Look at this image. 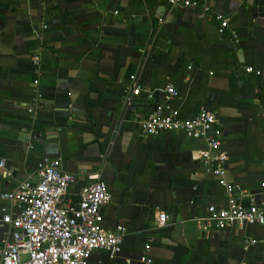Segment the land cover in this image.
Returning a JSON list of instances; mask_svg holds the SVG:
<instances>
[{
  "label": "crops",
  "instance_id": "0c3cea01",
  "mask_svg": "<svg viewBox=\"0 0 264 264\" xmlns=\"http://www.w3.org/2000/svg\"><path fill=\"white\" fill-rule=\"evenodd\" d=\"M201 3L0 0V241L9 231L2 210L14 205L2 194L59 159L75 176L68 195L78 200L84 186L104 181L111 200L102 225L126 227L113 258L95 250L87 264H264V224L198 223L209 205L226 204L223 181L247 193L246 207L262 200L264 0ZM216 15L228 19L224 33ZM131 75L142 91L126 101ZM158 105L183 118L218 114L223 177L203 165L202 154H214L205 138L142 134L139 122Z\"/></svg>",
  "mask_w": 264,
  "mask_h": 264
},
{
  "label": "built area",
  "instance_id": "2783aa9c",
  "mask_svg": "<svg viewBox=\"0 0 264 264\" xmlns=\"http://www.w3.org/2000/svg\"><path fill=\"white\" fill-rule=\"evenodd\" d=\"M175 7L203 8L201 0H160ZM217 30L224 33L228 19L215 16ZM35 72L33 85H39L41 75L40 55L31 58ZM191 69V65L188 66ZM248 72L258 74L253 67ZM132 88L125 95L130 101L141 93L136 84L135 75ZM170 96L178 91L170 84L164 86ZM148 98L150 91H145ZM41 93L36 89L35 108L40 106ZM219 116L209 109H201L191 118H183L177 109H168L158 105L153 112L139 122L144 136H158L167 132H181L186 137L205 138L214 151L202 154V162L207 172L223 177L228 157L221 151V135L216 127ZM215 129V132H212ZM4 166V161H0ZM5 171V175L9 176ZM75 176L62 169L59 159L48 163H39L33 175L19 183L17 188L2 197L13 202L10 209H3L1 221L8 225L9 231L0 241V264H87V259L95 250H104L113 258L121 249L126 227L117 225L113 229L102 225L103 208L110 202L111 193L106 183L100 179L84 186L78 200L68 195V187ZM226 191V204L218 207L209 205L205 216L198 219L202 226L228 229L236 224H264V159L262 176V200L260 205H243L245 192H235L234 187L223 181ZM157 224L167 221V214L157 212ZM254 243L255 240L250 241Z\"/></svg>",
  "mask_w": 264,
  "mask_h": 264
}]
</instances>
